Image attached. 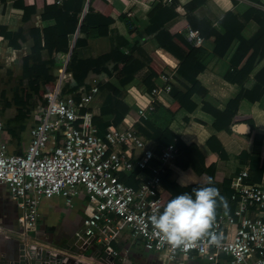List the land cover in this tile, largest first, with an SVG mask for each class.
I'll list each match as a JSON object with an SVG mask.
<instances>
[{
	"label": "crops",
	"instance_id": "0c3cea01",
	"mask_svg": "<svg viewBox=\"0 0 264 264\" xmlns=\"http://www.w3.org/2000/svg\"><path fill=\"white\" fill-rule=\"evenodd\" d=\"M196 1L106 0L112 7L109 12L112 21L107 26V33L87 36L79 26L88 11V0H84L83 4L76 8H64L62 0H0V75L7 77L5 83L12 82L10 85L12 89L18 88L16 80L21 59L30 53L31 28L38 33L42 45L44 28L53 26L59 33H63L70 25L69 22L76 20L75 30L67 35L68 50L57 53L55 58L44 62L49 71L58 77L59 71L65 70L72 49L77 59L87 61L85 65L76 67L75 72L67 73L60 91L62 96L71 97L77 105L80 104L81 111H89L93 123L100 127L111 123L121 128L130 125L134 131H139L145 137L144 141L155 147H162L163 145L158 143L160 127L157 124L166 118V115L155 105L168 106L177 92H185L197 82L198 88L190 97L195 107L192 110H189L187 105L179 108L167 123L168 129L184 144H194L208 159L217 160L211 149L216 143H220L227 154L224 168L228 173L239 171L247 167V162L237 157L241 150L248 147L260 149L259 145L251 144L249 134L251 129L255 133H264V90L254 100L250 97L241 98L235 112L227 108L226 104L239 92L254 87V76L264 66V57L252 68L242 86L226 80L225 73L240 56L237 50L239 40L231 34L226 39L223 49L219 53L215 52L213 35L206 37L200 34L201 21L193 12ZM54 2L60 9L59 14L53 16L49 13L48 17L43 16V5ZM24 4L35 6V13L31 12L29 16L23 18ZM99 5L102 6L101 3ZM202 5L209 11L212 26L222 18L224 12L233 13L237 21L243 24L240 34L248 43L264 32V0H205ZM163 8L176 13L164 24L159 17V10ZM250 8L256 9L257 12L247 19L243 18V14ZM187 28L196 29L202 37L200 45L204 48V53L197 62L200 68L197 74H191L184 69L180 65V59L165 48V43L169 41L165 34L166 29L183 35ZM21 35H24V40L18 38ZM218 35H222V32ZM13 42L19 46H15ZM112 50L116 51L114 56L111 55ZM181 51L186 52L183 47ZM119 52L126 54L128 59L115 68L114 64L121 55ZM151 54L157 55L151 61L156 70L162 65L165 66L162 72L151 79L154 85L149 88L145 84V79L150 74ZM162 75L168 76L170 90H160L156 95L151 90L158 86L161 88ZM3 82L0 78L1 85ZM19 96H22L20 92ZM117 101L129 107L130 111L121 112L116 106ZM149 104H152L153 108L143 118H148L154 123L152 128L144 124L138 114V109L147 110ZM35 105L28 111L29 119L33 121L32 125L35 119L31 111ZM17 106L19 107L17 113L12 117L15 121L20 120L23 115L22 111L19 113V109L24 105ZM216 110L221 114L218 117V122L223 125L221 128L214 126ZM134 113L137 116H134ZM0 114L2 121L0 139L9 152L22 153L29 144V128L32 125L29 128L18 124L9 125V121L4 117L5 112ZM234 115L239 117L234 120ZM143 128L146 129L145 133L141 131ZM211 136L215 141L208 145L207 140ZM198 168L199 164L193 155L180 150L165 175L181 187L188 185L202 187L207 184L209 176L205 172H198ZM262 179L264 180V173ZM216 185L224 198L223 201L218 200L216 210L224 209L228 196L221 189L220 183L217 182ZM162 188L163 195V184ZM38 209L39 216L35 227L30 231V241L37 242L40 246L45 245L46 248L50 247L49 251L62 257L67 264H159L156 253L144 249L127 231L120 233L117 242L113 243L114 249L119 253L113 258V262L102 258L104 250L99 244H83L79 239L84 227L83 221L93 210L83 191H80L70 204H66L64 198L59 195L41 199ZM19 213L20 209L7 186L0 183L1 264H13L19 258L21 246L17 237ZM170 264L208 263L205 257L192 256L180 257L177 262Z\"/></svg>",
	"mask_w": 264,
	"mask_h": 264
},
{
	"label": "built area",
	"instance_id": "2783aa9c",
	"mask_svg": "<svg viewBox=\"0 0 264 264\" xmlns=\"http://www.w3.org/2000/svg\"><path fill=\"white\" fill-rule=\"evenodd\" d=\"M183 36L193 46L201 44L196 29L187 28ZM65 76L64 69L59 71L46 101L32 109L35 122L22 153L9 152L0 139V183L20 209V249L46 248L30 241L41 199L59 195L70 204L83 191L93 210L83 221L79 239L85 245L99 244L112 259L119 254L113 243L127 231L144 249L156 253L159 264L192 256L205 257L208 264H264L263 179L248 182L247 167L232 177L227 205L216 210L211 229L219 237L217 244H209L205 237L173 248L153 229L149 218L163 210L161 176L178 154L177 147L150 145L130 125L93 123L89 111H81L80 104L61 95ZM162 81L152 93L170 90L167 75H162ZM152 108L149 104L147 110L138 109L139 116L146 117ZM120 173H133L137 185L126 184Z\"/></svg>",
	"mask_w": 264,
	"mask_h": 264
},
{
	"label": "trees",
	"instance_id": "16d2710c",
	"mask_svg": "<svg viewBox=\"0 0 264 264\" xmlns=\"http://www.w3.org/2000/svg\"><path fill=\"white\" fill-rule=\"evenodd\" d=\"M84 0H62V4L64 8H76L77 6H81ZM205 0H197L196 5L193 9L195 15L201 21V26L199 28L200 34L202 36H211L214 38V51L219 53L225 43L226 39L233 34L238 40L239 45L237 50L240 54L237 62L229 69L224 78L232 83H236L242 86L243 81L247 78L248 74L252 70V68L264 57V32H262L257 38H255L252 42L248 43L241 36L240 31L243 27L242 22L237 21L236 16L231 12H224L222 14V18L217 21V23L212 26L211 18L209 11L206 7H203ZM98 3V5L96 4ZM102 4V6L99 5ZM105 5V7H104ZM111 5L106 2V0H88V11L82 18L79 29L84 31L87 36H98L99 34L105 35L107 33V26L112 21V18L109 16V12L111 10ZM43 16H49V13L53 16L59 14L60 9L56 2L49 5H43ZM68 10V9H67ZM23 18L29 16V14L35 13L36 9L33 5L24 4L23 5ZM93 13H90L92 12ZM161 12V13H160ZM162 12L164 14H162ZM254 12H257L256 9L250 8L244 14L243 18H249ZM56 13V14H54ZM176 13L173 11H169L166 9L159 10V17L164 24L169 18H172ZM260 14H263L260 12ZM260 22V21H259ZM69 26H67L66 31L63 33H59L53 26L46 27L43 29V43L40 45L39 35L36 30L32 27L29 33L30 36V45H29V54L25 55L21 59L20 70L18 73V78L16 80L17 86L22 94L21 97H16L15 101L17 105L23 106L26 103V99L31 96L38 101H46L49 94L55 87V81L57 76L53 75L49 71V68L45 65V61L51 60L55 58L57 53H63L68 50V39L67 35L70 32L75 30L76 20H72L69 22ZM233 24L235 27L233 28ZM261 24V23H260ZM91 26V27H89ZM164 26V25H163ZM91 28V29H90ZM219 32H222V35H218ZM166 36L169 38V41L165 43V48L180 59V65L189 71L191 74H197L199 71V67L197 65L198 60L204 53V48L200 46H193L191 43L187 42L186 38L179 32H170L169 29L165 30ZM18 38L24 40V35L19 36ZM14 43V42H13ZM15 46H19L18 43H14ZM180 44L183 48H185L186 52L181 51ZM116 51L112 50L111 55L114 56ZM119 54H121L119 52ZM157 57L156 54L149 55V69L150 74L145 79V84L151 88L154 85V82L151 79L162 72L165 65H162L159 69H155L154 65H152L151 61ZM128 57L126 54H121L116 63L114 64L115 68H118L122 61H126ZM90 62H96V60H90ZM87 63V61L79 60L76 57L74 49H72L68 63L65 67V74L67 76L68 72H75L76 67L83 66ZM1 67V63H0ZM65 76V77H66ZM65 77L62 79L60 88L62 89V85ZM255 84L254 87L250 90H244L239 92L233 98L229 99L226 104V107L235 112V108L238 105L239 101L243 97H250L252 100L258 98L261 92L264 90V66L255 74ZM198 88V83L195 82L191 87L187 88L185 92H177L172 101L168 106H163L156 104L157 108L164 112L166 118L160 120L158 122L160 127V135L158 137V143L166 146L168 144H174L178 153L180 150L193 155V157L197 160L199 164L198 172H205L209 177L212 178L213 186L217 188L216 183H220L221 189L225 192L226 196L229 197L232 192L230 188V182L232 177L236 174L235 171L233 173H228V171L224 168L225 161L227 159V154L221 144L216 143L215 147L211 149L212 154L217 156V160L208 159L206 156H203L194 144L186 145L181 140H179L169 129L167 123L172 119L175 112L187 105L192 110L195 107V104L190 100L193 92ZM30 93H29V91ZM113 92L116 93V90ZM155 104V103H154ZM117 108L121 112H129V107L122 104V102H116ZM21 109H19V113ZM216 114L214 120V126L216 128H221L223 126L218 122V117L221 115L219 111H214ZM134 116L137 114L134 113ZM23 117V115L21 116ZM238 115H234V120L238 118ZM19 118V117H17ZM144 124H148L151 128L154 126V123H151L148 118H141ZM164 124V126H160ZM132 130L133 126H132ZM142 133H145L146 129H141ZM135 135L140 137L142 140L145 139L144 136L140 134L139 131H134ZM249 139L253 146H260V149H242L241 152L237 155V157L241 160H245L247 162V181L248 182H260L264 173V133H255L253 129H251L249 134ZM214 142L215 139L211 136L207 142L208 145H211V142ZM161 147V146H160ZM221 173H224L221 175ZM120 179L124 181L126 184L136 186V180L133 177V173L131 175L126 176L123 173H120ZM161 181L164 186L163 191V207L168 200L174 197L177 194L183 192L191 193L193 187H199L197 185H188V186H179L176 183L170 181L165 174L161 176ZM207 186V184L205 185Z\"/></svg>",
	"mask_w": 264,
	"mask_h": 264
},
{
	"label": "clouds",
	"instance_id": "9594fccd",
	"mask_svg": "<svg viewBox=\"0 0 264 264\" xmlns=\"http://www.w3.org/2000/svg\"><path fill=\"white\" fill-rule=\"evenodd\" d=\"M223 199L209 177L207 186L193 187L191 193L175 195L162 211L149 219L153 229L173 248L205 237L209 244H217L219 237L211 229L216 219L217 202Z\"/></svg>",
	"mask_w": 264,
	"mask_h": 264
},
{
	"label": "rangeland",
	"instance_id": "374dc122",
	"mask_svg": "<svg viewBox=\"0 0 264 264\" xmlns=\"http://www.w3.org/2000/svg\"><path fill=\"white\" fill-rule=\"evenodd\" d=\"M0 78L1 80L4 81L2 85L0 84V112L1 113L5 112L4 117H6V119L9 121L8 123L9 125L18 124L21 126H26V127L28 126L29 128L33 123V121L29 119L30 118L29 113H28L29 109H31L35 105L34 103L40 104V103H44L45 101H41V100L38 101L36 100V97L33 98L32 96L26 99L25 105L23 106V108L21 107L23 117L20 120L15 121L14 118L12 117L16 115L17 109L19 108L16 104L15 98L17 96L21 97L19 96L20 88L12 89V87L10 86L12 85V82L5 83V80L7 78L6 76L3 77L0 75ZM0 118H1V114H0ZM27 140H28V137H27ZM148 253H151V252H148Z\"/></svg>",
	"mask_w": 264,
	"mask_h": 264
},
{
	"label": "water",
	"instance_id": "95a60500",
	"mask_svg": "<svg viewBox=\"0 0 264 264\" xmlns=\"http://www.w3.org/2000/svg\"><path fill=\"white\" fill-rule=\"evenodd\" d=\"M103 259L113 262L112 257L106 252L102 253ZM1 264V261H0ZM13 264H67L59 255L53 254L46 249L26 250L20 249L19 258ZM86 264V263H80Z\"/></svg>",
	"mask_w": 264,
	"mask_h": 264
}]
</instances>
